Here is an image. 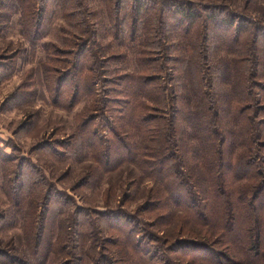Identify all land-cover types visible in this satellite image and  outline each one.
<instances>
[{"label": "trees", "instance_id": "16d2710c", "mask_svg": "<svg viewBox=\"0 0 264 264\" xmlns=\"http://www.w3.org/2000/svg\"><path fill=\"white\" fill-rule=\"evenodd\" d=\"M247 1L251 4V0ZM43 2L44 5L38 7L37 0H0V7L22 11L19 23L23 35L34 48L39 46L44 24L50 17L49 0ZM191 2L175 11L181 16L182 32L179 35L184 40L179 51L185 54L175 56L174 94L166 98L163 86L158 82L163 63L161 56H140L137 70L115 76L109 82L114 88L109 86L111 89L103 91L106 94L103 98L94 100L99 106L91 108L93 112L83 116L81 121L83 113L79 115L78 125L67 146L74 151L87 150L99 170L97 175L121 173L123 166L136 165L140 175L155 183L147 194L142 192L141 197H146L149 203L143 204L141 211L161 210L163 213L144 231L143 239L137 237V231L134 234L133 227L129 230L117 228V238L106 242L104 238H98L105 227L79 222L78 228L84 232L79 231V239L87 243L88 237L97 238L89 246L83 245L89 247L87 252L84 247L80 248L85 254L74 255L60 264H264V117L261 116L264 104L253 97L260 89L259 100L264 101V26L252 23L250 31L244 30L243 22H251L247 14H235L221 7L209 8L203 23L217 29L226 27L224 44L231 58L218 59L227 69L223 76L218 64L206 67L195 60L196 50L191 46H195V38L201 31L194 33L193 27L197 19L203 17ZM122 9L113 8L114 24L110 33L113 39L129 42L138 40L142 25V31L149 30L153 12L158 11V8L143 1L136 3V0L124 18ZM86 18L79 17L74 25L79 39H89L78 40V47L83 49L91 42V35L95 38L94 33L98 32ZM192 38L195 40L190 45ZM78 47L71 50V62L60 60L61 66H56L53 55V59L48 57L37 71L29 70L23 85L7 101L17 96H23L21 100L26 103L31 101L34 98L31 93L35 90L27 86L32 85L36 76L46 93L55 95L53 104L56 106L74 108L84 90L90 97L98 96V76L104 77L95 73L93 64L86 66L89 59L84 64L83 58H91L90 52L74 53ZM118 56L123 57V54L111 55ZM212 61H216L215 58ZM14 65L13 55L0 62V80L4 78L2 76L12 75ZM82 69L86 71L85 75L81 73ZM67 85L73 87L72 93L66 91ZM208 86L212 89L210 93ZM119 94L125 97L120 98ZM64 101H69V105L66 106ZM105 114L109 115L108 140L100 138L93 126ZM240 147H244L241 152ZM111 164L115 168L111 169ZM6 175L2 179L8 182ZM140 181L135 177L129 179L132 186L130 199L136 194L135 199L140 197L142 190L134 189ZM22 187L17 190L15 206L17 212H26L30 207L22 218V228L28 237V254L23 257L21 253L13 256L8 252L0 253V257L5 258L0 264H54L58 257L68 255V252H64L60 242L43 243L49 217L44 218L46 225L43 228L37 226L42 217L38 214L36 193L29 201L32 188L24 195ZM118 217H125V214ZM95 227L96 236H91L90 229ZM159 231L164 234L160 235ZM104 243H111V247L118 249L115 257L108 248H103ZM100 246L107 254L96 252L95 248Z\"/></svg>", "mask_w": 264, "mask_h": 264}, {"label": "rangeland", "instance_id": "374dc122", "mask_svg": "<svg viewBox=\"0 0 264 264\" xmlns=\"http://www.w3.org/2000/svg\"><path fill=\"white\" fill-rule=\"evenodd\" d=\"M43 1L37 0L36 5L38 4V7L44 5ZM139 1L158 8V11L153 12V20L148 23V26L151 24L149 30L142 31L144 26L142 25L139 27L138 40L129 42L113 39L110 31L114 24L113 8L122 7L121 16L124 18L134 6V0H49L50 17L44 24L39 46L35 48L23 35L22 25L19 23L22 11L0 7V62L12 55L15 62L12 75L2 76L4 78L0 80V215L3 214V219H0L1 254L8 252L13 256L15 253H21L23 257H27L28 254L29 243L22 228L24 226L22 218L30 211V207H27L26 212H17L15 206L18 200L17 190L22 186L25 188L22 187L24 195H27L28 190L32 188L29 201L36 193L38 214L42 217L37 226L43 228L46 225L44 218L49 217L43 243L47 245V242L48 244L60 242L64 252H68V255L58 257L54 264L69 261L74 255L84 253L80 248L89 246L90 242L97 238L88 237L87 243L79 239V231H82L78 228L79 222L100 224L101 227H105L98 238H104L106 242L117 238L119 233L117 228L129 230L133 227L134 234L137 231V237L143 239L144 231L151 228L156 216L163 213L161 210L150 213L141 211V206L149 203V200H145L146 197L142 198L141 194L142 192L147 194L149 188L155 186L154 181L140 175L141 171L136 165L123 166L121 173L118 171L97 175L99 170L87 150L74 151L67 147L78 125L79 115L83 113L79 119L81 121L83 116L92 113L91 108L96 105L94 100L97 102L103 98L106 95L103 91L109 86L114 88L110 85V80L122 73L137 70L138 60L141 59L139 57L144 55L161 56L160 62L163 63L162 70L157 76L158 82L163 86L166 98L174 94V60L177 59L175 56L185 54L179 51L183 48L184 40L179 35L182 32V27L179 25L181 16L175 11L185 7L187 2L192 1V7L197 10L201 18L203 17L201 20L197 19L193 27L194 33L201 31L199 37L195 38V46H191L196 50L195 60L206 67L208 65L215 67L218 64L220 75L223 73V76L227 74V69L224 62H218V59L231 58L224 44L226 27L217 29L212 28L207 22L203 23L209 8L221 7L234 13L247 14L251 22H243L244 30L250 31L252 23L264 26V0H251V4L247 0H136V3ZM79 17L80 19L87 17L91 27L98 29V32L94 33L95 38L90 34L92 39L85 49L77 45L80 39L84 42L89 40L79 39L78 31L74 26ZM147 21L148 19L145 20L146 23ZM204 35L206 39L203 38ZM195 39L192 38L190 45ZM76 47L78 51L74 53L82 51L93 55L91 58H83L84 64L86 65L89 59L86 66L93 64L95 73L104 77L98 76L99 83L96 85L98 96L90 97L84 90L74 108L56 106L53 104L55 95L46 93V88L39 84V77L36 76L32 85L27 86L31 87L32 91L35 90V93H31L34 96L31 101L24 102L21 100L23 96L7 101L16 94L17 88L23 85L22 82L27 79L29 70L34 68L37 71L42 62H46L48 57L50 60L53 59V55L57 60L56 66H61L60 60L71 62L73 59L71 50ZM173 48H177V51H172ZM112 54H123V57H111ZM214 58L216 61H212ZM82 72L85 75L84 69L81 70ZM222 81L225 82V79L222 78ZM209 82L208 80V84ZM211 90L208 86L207 92L210 93ZM66 91L72 93L73 87L67 85ZM256 92L257 95L253 97L258 99V103L264 104V101L262 103L259 100L260 89ZM117 96L125 97L121 94ZM68 100L70 101L69 95ZM69 101H64V104ZM166 104L170 110L171 103L168 101ZM165 112L171 113L167 110ZM261 116L264 117V113ZM108 118L109 115L105 114L93 125L97 128L99 137L105 140L110 136L106 127ZM243 149L244 147H240V152ZM110 168L115 167L111 164ZM5 174L8 182L2 179ZM134 177L141 180L139 185L136 183L134 189L139 187L142 191L139 198L135 199L138 196L136 194L130 199L132 186L129 184V179ZM123 214L125 217H118ZM62 221H64L63 225H61ZM90 231L91 236H96V227L91 228ZM159 233L164 234L161 231ZM105 244L103 248H108L112 252V257H115L118 249L111 247V243ZM88 248L84 247V251L87 252ZM95 249L96 252H103L101 246ZM158 255L161 257V253ZM2 258L5 260L4 257H0V260Z\"/></svg>", "mask_w": 264, "mask_h": 264}]
</instances>
